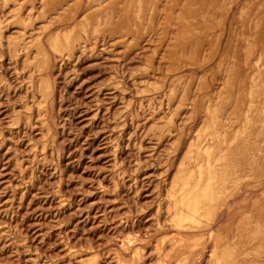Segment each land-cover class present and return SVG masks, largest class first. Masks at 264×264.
<instances>
[{"label":"rangeland","instance_id":"rangeland-1","mask_svg":"<svg viewBox=\"0 0 264 264\" xmlns=\"http://www.w3.org/2000/svg\"><path fill=\"white\" fill-rule=\"evenodd\" d=\"M0 264H264V0H0Z\"/></svg>","mask_w":264,"mask_h":264}]
</instances>
